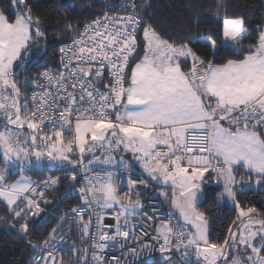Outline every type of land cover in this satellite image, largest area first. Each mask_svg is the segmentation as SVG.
<instances>
[{"label":"snow or ice","instance_id":"6c2138e0","mask_svg":"<svg viewBox=\"0 0 264 264\" xmlns=\"http://www.w3.org/2000/svg\"><path fill=\"white\" fill-rule=\"evenodd\" d=\"M12 4L11 18L0 11V203L26 238L50 202L45 193L62 183L60 176L34 180L29 171L70 168L66 187L80 201L42 241L46 255L34 264H57L61 245L77 254L76 264H129L114 250L136 255L154 247L161 264H176L177 252L182 264H193L190 253L195 264H264V211L237 198L264 190V24L252 29L225 9L220 42L206 38L198 53L148 22L149 0H121L82 28L67 26L61 68L44 65L29 97L18 70L47 38L28 0ZM223 8L218 0L217 16ZM212 184L236 213L216 240L199 207ZM154 195L174 211L153 235L145 224L155 217L141 197ZM129 239L139 249L126 247Z\"/></svg>","mask_w":264,"mask_h":264},{"label":"trees","instance_id":"16d2710c","mask_svg":"<svg viewBox=\"0 0 264 264\" xmlns=\"http://www.w3.org/2000/svg\"><path fill=\"white\" fill-rule=\"evenodd\" d=\"M28 2L32 6L33 14L42 19L47 38L33 45L31 62L25 67V75L33 81L44 68L45 62L47 67L59 63V48L70 41L67 26L71 24L73 27L82 28L84 23L102 14L103 3L102 0H28ZM149 2L151 7L146 9L148 22L162 31L166 37L178 42L191 41L190 46L198 53L207 50L201 44L204 39L210 37L220 42L225 9L228 16H244L252 29L258 24H264V0H223L224 8L221 9L220 16H217L218 0H149ZM0 11L11 18L14 13L12 0H0ZM246 41L254 43L255 39L250 38ZM228 55L239 58L232 56L231 53ZM18 84L22 92L28 91L24 90L22 83ZM70 172V168L67 170L37 168L28 172L38 180L46 179L48 176H60L62 183L45 193L50 202L41 204L44 211L30 222V232L26 238L18 236L16 230L6 231V227L14 221L4 204L0 203V264H31L34 252L42 245L51 229L58 226L60 218L66 212L79 204L76 191L66 187L70 183L68 175ZM78 186L79 184L76 185ZM221 190L220 187L206 185L204 200L199 204L200 209L205 211L209 218L210 237L214 240L227 235L228 227L236 216L229 206H220L216 195ZM237 198L244 204L264 211V190L257 188L255 191L238 193ZM32 244L37 247L33 248ZM142 264L161 263L152 261Z\"/></svg>","mask_w":264,"mask_h":264},{"label":"built area","instance_id":"2783aa9c","mask_svg":"<svg viewBox=\"0 0 264 264\" xmlns=\"http://www.w3.org/2000/svg\"><path fill=\"white\" fill-rule=\"evenodd\" d=\"M102 3H103V12H104L107 10L106 5H110V4L119 5L121 3V0H102ZM69 42H67V43H69ZM44 65H47V63L45 62ZM47 68L48 69H60L61 68L60 61L56 66H50ZM44 70H45V68L42 69V71H44ZM37 78H38V76L35 79H37ZM38 91H39V89L36 87V85L31 83V85L29 86L28 91L26 93L29 97H31L34 93H36ZM99 154H100V152H99V150H97V155H99ZM124 155L126 158H129L128 154H124ZM87 159L88 158H86L85 162H87ZM27 175L31 176L29 173H27ZM31 177L34 180H38L37 178H34L33 176H31ZM79 179H80L81 183H79V186L77 188H79L81 186V184L83 183V176L81 175L79 177ZM150 187H152L151 182H150ZM160 190L161 189L158 186L154 189L155 193H159ZM76 195H77V198L79 201V196H78L77 191H76ZM141 200L143 203H145L146 210H148L149 214L151 216L155 217L154 220L148 221L145 224V228L147 229V231L154 235L155 234L154 228L156 226H158L159 221L164 220L166 218V216L174 210L172 209L171 204L168 203L167 201H165L163 199V197H157L154 195L151 200H145V198L142 196ZM79 203H80V201H79ZM219 203H220L221 207L229 206L232 209V206L230 203L226 204V203L221 202V201H219ZM153 207L156 208L155 212L152 211ZM105 222L106 223L112 222L111 218L110 217L107 218ZM137 223H139V219H138ZM67 227H68V225H63V229H67ZM61 234H64L63 231L57 233L58 236ZM75 239H76L75 234L65 235V240L69 241V243ZM144 240L147 241V237H145ZM83 246L84 245H81L79 240H76V247L77 248H80ZM133 246H136L139 249V244H134V242L131 239H129L126 247L130 248ZM61 249H63V250H61ZM90 254H91V249H89V255ZM111 254H112V250H109V252L106 253V258H110ZM114 254L116 256L120 257L122 260L126 259L129 262V264H142L145 262H152V261H158L160 263L162 262V254L158 251V248H156V247H154L151 251L139 250L138 254H136V255H132V254H129L127 252H124L122 254V252L119 249L114 250ZM40 255H46V252H41V249L39 247V248H37V250L33 254L31 264H34V262L39 258ZM190 257L193 260V264H195V258L191 255V253H190ZM61 259L63 260V264H76V262L78 260V256H77V254L70 252L68 250L67 245H61L57 248V253H56L57 264H59ZM173 259L176 261V264H182V261L184 258L180 255L179 252H177L174 255Z\"/></svg>","mask_w":264,"mask_h":264},{"label":"rangeland","instance_id":"374dc122","mask_svg":"<svg viewBox=\"0 0 264 264\" xmlns=\"http://www.w3.org/2000/svg\"><path fill=\"white\" fill-rule=\"evenodd\" d=\"M245 44H252V42H250V41H245L244 42ZM33 47V46H32ZM25 67H26V65H25ZM18 71H20V75H19V80H18V83H22V85L24 86V90L26 91L27 89H28V86H30L31 85V83H32V81H30V79L25 75V68L21 71V70H18ZM124 154H128V155H130V153H124ZM241 175H244V173L243 172H241L240 173ZM17 178H19V177H17ZM207 186H214V187H219V186H217V185H215V184H212V185H207ZM221 189H222V187H220ZM222 191V190H221ZM6 227V226H5ZM11 224L8 226V227H6V231H11Z\"/></svg>","mask_w":264,"mask_h":264},{"label":"water","instance_id":"95a60500","mask_svg":"<svg viewBox=\"0 0 264 264\" xmlns=\"http://www.w3.org/2000/svg\"><path fill=\"white\" fill-rule=\"evenodd\" d=\"M203 200H204V198L202 199V201H203ZM202 201H201V202H202ZM201 202H200V203H201ZM200 203H199V204H200ZM210 231H211V228H210V225H209V232H210Z\"/></svg>","mask_w":264,"mask_h":264}]
</instances>
